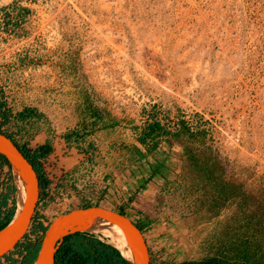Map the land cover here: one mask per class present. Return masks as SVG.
<instances>
[{
    "label": "rangeland",
    "instance_id": "rangeland-1",
    "mask_svg": "<svg viewBox=\"0 0 264 264\" xmlns=\"http://www.w3.org/2000/svg\"><path fill=\"white\" fill-rule=\"evenodd\" d=\"M0 92L14 115L26 108L40 114L13 119L5 132L54 149L43 160L52 183L36 220L48 227L85 202L109 209L127 203L134 219H156L145 236L158 263L201 258L208 250L199 217L163 190L164 181L129 201L123 156L110 142H130L132 122L142 125L154 108L168 123L185 118L207 130L225 178L254 194L264 178V0H0ZM85 94L121 121L119 133L68 143ZM185 149L176 143L175 157ZM33 223L29 240H42ZM15 250L0 264L20 260Z\"/></svg>",
    "mask_w": 264,
    "mask_h": 264
},
{
    "label": "trees",
    "instance_id": "trees-1",
    "mask_svg": "<svg viewBox=\"0 0 264 264\" xmlns=\"http://www.w3.org/2000/svg\"><path fill=\"white\" fill-rule=\"evenodd\" d=\"M1 95V92H0ZM86 95V94H85ZM86 95L83 102L82 120L77 129L66 134L64 139L78 141L86 133L105 131L115 134L121 121L110 113L93 106ZM7 102L0 97V132L7 135L32 164L40 183V201L48 197L51 180L43 165V160L54 149L50 141L33 148L28 142H20L5 132V127L13 119L26 121L40 114L26 108L14 115ZM145 114V113H144ZM142 125L132 122L130 131L132 140L128 143L112 139L109 150L117 156L122 154L120 169L127 171L133 193L128 194L132 201L148 189L154 182L164 181V188L182 200L189 207L190 217H199L205 226L206 238L203 247L207 254L201 258L187 259L183 262L156 264H264V178L259 181L256 191L248 190L245 182L232 183L225 178L223 163L207 138V130L194 126L190 120L179 118L176 122H165L154 108ZM172 123V124H171ZM119 133V132H118ZM211 141V140H210ZM184 143L183 155L175 157L173 147ZM167 145L164 147V145ZM91 145V144H90ZM89 145V146H90ZM86 154L90 148L84 150ZM113 154V155H115ZM92 159V158H91ZM176 159V161L174 160ZM4 168L8 169L5 182L2 181ZM0 186L6 187L7 193L0 191V231L13 219L16 212V188L9 163L0 155ZM252 193V194H249ZM12 197V203L9 199ZM85 202L82 206H92ZM124 204L114 211L128 217L133 216ZM144 235L156 221L149 215L138 214L134 219ZM32 232L43 234L47 226L44 220L33 217ZM32 221V222H33ZM214 222V223H213ZM168 225H173L170 221ZM213 224V225H211ZM199 225V223H198ZM209 232L207 233V230ZM41 237L31 241L28 236L15 248L20 260L9 258L10 264H34L40 246ZM24 252V253H23ZM7 259V257H5ZM4 258V259H5ZM1 261V260H0ZM56 264H130L120 252L93 234L77 233L67 236L56 254Z\"/></svg>",
    "mask_w": 264,
    "mask_h": 264
},
{
    "label": "water",
    "instance_id": "water-1",
    "mask_svg": "<svg viewBox=\"0 0 264 264\" xmlns=\"http://www.w3.org/2000/svg\"><path fill=\"white\" fill-rule=\"evenodd\" d=\"M0 155L11 167L13 185L16 188L17 208L12 221L0 231V260H2L15 250L28 234L40 201V183L32 164L16 144L1 132ZM17 175L24 185V194H20L16 183ZM20 202H23L21 208ZM86 221H92L94 224L105 223L115 227L129 238L141 264H156L150 244L134 220L100 205L78 206L56 216L43 235L34 264H56V254L67 236L77 233L99 235L82 229L81 225ZM118 251L128 263L133 264L123 256L120 250Z\"/></svg>",
    "mask_w": 264,
    "mask_h": 264
},
{
    "label": "bare ground",
    "instance_id": "bare-ground-1",
    "mask_svg": "<svg viewBox=\"0 0 264 264\" xmlns=\"http://www.w3.org/2000/svg\"><path fill=\"white\" fill-rule=\"evenodd\" d=\"M16 183L19 186L20 194H24L25 188L18 175L16 176ZM22 205L23 202H20V208ZM81 227L84 230H88L92 233H96L104 237L108 243L112 244L114 247L120 250L123 256L133 264H141L140 259L133 250L134 246L130 242L129 238L122 234L115 227H112L105 223L94 224L92 221L84 222Z\"/></svg>",
    "mask_w": 264,
    "mask_h": 264
},
{
    "label": "crops",
    "instance_id": "crops-1",
    "mask_svg": "<svg viewBox=\"0 0 264 264\" xmlns=\"http://www.w3.org/2000/svg\"><path fill=\"white\" fill-rule=\"evenodd\" d=\"M37 137L34 139V142L33 143H38L37 142ZM44 143H39L38 145H36V146H32V147H34V148H37L38 146H40V145H43Z\"/></svg>",
    "mask_w": 264,
    "mask_h": 264
},
{
    "label": "built area",
    "instance_id": "built-area-1",
    "mask_svg": "<svg viewBox=\"0 0 264 264\" xmlns=\"http://www.w3.org/2000/svg\"><path fill=\"white\" fill-rule=\"evenodd\" d=\"M44 219H46V218H44Z\"/></svg>",
    "mask_w": 264,
    "mask_h": 264
}]
</instances>
